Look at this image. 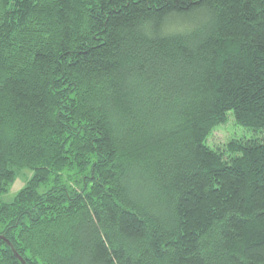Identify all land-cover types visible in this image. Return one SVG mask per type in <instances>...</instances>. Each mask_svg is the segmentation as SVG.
I'll list each match as a JSON object with an SVG mask.
<instances>
[{
  "label": "trees",
  "instance_id": "obj_1",
  "mask_svg": "<svg viewBox=\"0 0 264 264\" xmlns=\"http://www.w3.org/2000/svg\"><path fill=\"white\" fill-rule=\"evenodd\" d=\"M231 115L264 133V0H0V264H264Z\"/></svg>",
  "mask_w": 264,
  "mask_h": 264
},
{
  "label": "rangeland",
  "instance_id": "obj_2",
  "mask_svg": "<svg viewBox=\"0 0 264 264\" xmlns=\"http://www.w3.org/2000/svg\"><path fill=\"white\" fill-rule=\"evenodd\" d=\"M264 137V133H256L254 131H251L247 129L246 127H243L237 123H235V120L233 116H229V120L226 123L219 124L216 126L212 134L208 138V142L213 147H220L224 148L225 145L229 142V140L233 138H255L262 140ZM229 156V155H227ZM74 171H72L73 173ZM19 177L15 181L12 190L10 192H7L1 196V198L4 201H12L17 193V191L24 186V184L27 182L29 177L31 176L32 172L29 169H19L18 171ZM73 178L75 181L78 180L77 175L70 176V177H64L65 179ZM66 183H69L68 180H66ZM56 184L55 181H51L50 183L47 182L45 184H42L39 188L40 191H46L47 189L53 187ZM71 186V182L69 183Z\"/></svg>",
  "mask_w": 264,
  "mask_h": 264
},
{
  "label": "water",
  "instance_id": "obj_3",
  "mask_svg": "<svg viewBox=\"0 0 264 264\" xmlns=\"http://www.w3.org/2000/svg\"><path fill=\"white\" fill-rule=\"evenodd\" d=\"M0 237L5 239L4 235H0ZM6 241H7V243L9 245H12L10 241H8V240H6ZM15 253L21 259V261L23 262V264H27L26 260L24 258H22V256H20L16 251H15Z\"/></svg>",
  "mask_w": 264,
  "mask_h": 264
}]
</instances>
